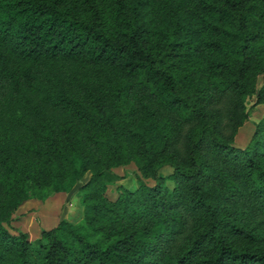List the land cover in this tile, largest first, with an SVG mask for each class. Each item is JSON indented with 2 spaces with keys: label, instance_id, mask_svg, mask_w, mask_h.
<instances>
[{
  "label": "trees",
  "instance_id": "1",
  "mask_svg": "<svg viewBox=\"0 0 264 264\" xmlns=\"http://www.w3.org/2000/svg\"><path fill=\"white\" fill-rule=\"evenodd\" d=\"M252 96L264 0H0V264H264V116L234 145ZM75 186L79 223L8 229Z\"/></svg>",
  "mask_w": 264,
  "mask_h": 264
},
{
  "label": "rangeland",
  "instance_id": "2",
  "mask_svg": "<svg viewBox=\"0 0 264 264\" xmlns=\"http://www.w3.org/2000/svg\"><path fill=\"white\" fill-rule=\"evenodd\" d=\"M263 82L262 77L258 79V87ZM248 119L239 128L234 145L244 148L250 141L254 130V124L264 116V104H255L252 96L247 101ZM170 172L166 166L161 170L163 175ZM89 176L87 173L83 180ZM148 184H153L152 179H144ZM108 181L106 195L113 199L117 195V186L120 184L125 188L133 189L138 185L137 170L133 163L114 168L106 173ZM15 218L8 229L12 232H26L30 240L39 237L41 229H49L55 226L60 218L79 223L83 218V206L80 200V193L75 186L70 192L58 193L45 200L30 199L23 202L14 214Z\"/></svg>",
  "mask_w": 264,
  "mask_h": 264
}]
</instances>
